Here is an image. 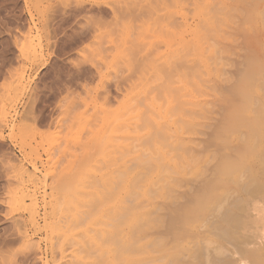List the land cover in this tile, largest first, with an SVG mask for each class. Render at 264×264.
Instances as JSON below:
<instances>
[{
  "label": "rangeland",
  "instance_id": "374dc122",
  "mask_svg": "<svg viewBox=\"0 0 264 264\" xmlns=\"http://www.w3.org/2000/svg\"><path fill=\"white\" fill-rule=\"evenodd\" d=\"M93 223L114 264H264V0H0V264L103 263Z\"/></svg>",
  "mask_w": 264,
  "mask_h": 264
},
{
  "label": "bare ground",
  "instance_id": "6f19581e",
  "mask_svg": "<svg viewBox=\"0 0 264 264\" xmlns=\"http://www.w3.org/2000/svg\"><path fill=\"white\" fill-rule=\"evenodd\" d=\"M203 11H204V10H203ZM204 13H205V12H204ZM202 14H203V12H202ZM206 20H207V19H206ZM204 21H205V20H204ZM206 22H207V21H206ZM164 26H165V25H164ZM194 29H195V28H194ZM150 30H151V29H150ZM151 31H152V30H151ZM151 31H150V32H151ZM183 39H184V38H183ZM196 61H197V60H196ZM143 84H144V83H143ZM145 87H146V86H145ZM144 89H145V88H144ZM145 90H146V89H145ZM142 92L144 93V91H142ZM145 92H146V91H145ZM143 93H142V94H143ZM169 98H170V97H169ZM163 99H164V98H163ZM157 105H158V104H157ZM178 107H179V106H178ZM177 111H178V110H177ZM148 113H149V112H148ZM158 114H159V113H158ZM111 115H112V114H111ZM161 115H162V114H161ZM164 115H165V114H164ZM166 116H167V115H166ZM129 120H131V119H129ZM110 122H111V121H110ZM108 125L110 126V124H108ZM108 125H107V126H108ZM111 126H112V123H111ZM105 128H107V127H105ZM108 131H109V130H108ZM111 131H112V130H111ZM105 132H107V131H105ZM108 136H109V135H108ZM108 136H107V137H108ZM110 136H111V133H110ZM102 137L107 138L106 136H103V135H102ZM102 137H101V139H102ZM109 138H110V137H109ZM103 139H104V138H103ZM110 140H111V139H110ZM107 141H108V143H111V142H112V141L110 142L109 140H107ZM107 141L105 140V142H107ZM100 142H101V141H100ZM101 144H102V143H101ZM106 145H108V144H103V146H106ZM106 147H107V146H106ZM111 164H112V163H111ZM124 175H125V174H124ZM63 178H64V176H63ZM110 178H111V177H110ZM65 179H66V178H65ZM71 179H72V178H71ZM126 179H127V178H126ZM79 180H80V179H79ZM85 180H86V179H85ZM61 181L65 182V184H64V183L62 184ZM61 181H59L60 183L57 182L58 185L61 184V185H64V186H66V187H70V189H71V184H72L71 182H72V181H73V184H72V186H73L72 188H73V189H74L75 187H77V186H74V185H78V183H76V182H78L77 180H75L76 182H75L74 180H71V181H70L69 178H68L69 183L67 182V180L64 181L62 178H61ZM81 181H82V179H81ZM74 182H75V184H74ZM70 183H71V184H70ZM81 183H85V181H84V182H81ZM67 184H68V185L70 184V185L68 186ZM79 184H80V181H79ZM58 185H57V186H58ZM109 185H110V184H109ZM78 186H79V185H78ZM60 187H61V186H60ZM60 187H59V188H60ZM62 187H63V186H62ZM66 187H65V188H66ZM70 189L68 188L69 191H70ZM73 189H71V190L73 191ZM119 189H120V188H119ZM61 190H62V191H63V190H64V191H65V190L67 191V189H64V188H61ZM75 190H76V188H75L74 191H73L74 193L77 192V193L80 194V192H79V191H80V190H79V187H78V191L76 190V192H75ZM62 191H61V192H62ZM69 191H68L67 193H69ZM72 191L70 192V194L72 193L73 195H75ZM58 192H59V191H58ZM77 193H76V195H75L76 197L79 196ZM70 194H69V196H73V195H70ZM60 195H62V194L60 193ZM66 195H67V194H66ZM80 196H81V194H80ZM104 196L107 197V195H104ZM60 197H61V196H60ZM60 197H59V198H60ZM45 198H46V197H45ZM59 198H58L57 201H59ZM62 198H63L64 200L66 199L64 195H63ZM73 198H74V196L71 197V200H70L69 202H67L68 200H65V202H64V200H63V203H65V204H63V208H65L64 205H67L66 207H68L67 209L69 210V207H70L69 203H70V202H71L72 204H73V202L75 203V200L77 201L79 197H78L77 199L75 198V200H74ZM102 198H103V200L105 201V197H102V196H101V199H102ZM69 199H70V198H69ZM81 199H82V198H81ZM73 200H74V201H73ZM79 200H80V199H79ZM103 200H102V201H103ZM106 200H107V199H106ZM57 201H56V199H55V202H57ZM61 201H62V199H61ZM59 202H60V201H59ZM66 202H67V204H66ZM81 202H82V200H81ZM83 202H86V200L84 199ZM83 202H82V204H85V203H83ZM105 202H106V201H105ZM77 203H78V202H76L75 204H77ZM75 204H73V206H74ZM56 205H58V202L56 203ZM56 205H53V209H54V206L56 207L55 210H57V208H58ZM60 205H61V203H60ZM68 205H69V206H68ZM77 205H79V204H77ZM77 205H76V208H77ZM60 207H62V205L59 206V208H60ZM71 207H72V206H71ZM71 207H70V208H71ZM78 207H79V206H78ZM86 207H87V206H86ZM59 208H58V211H56V212H58V213H57L58 216H59V214H60V216H62V217H63V215L65 216V212L67 213V209H66L65 212L63 211L64 213L61 214V211H59ZM74 208H75V207H74ZM94 208H95V207H94ZM111 208H112V207H111ZM61 209H62V208H61ZM79 209H80V208H79ZM62 210H63V209H62ZM71 210H72V209H71ZM77 211H78V210H77ZM56 212L54 211L55 214H56ZM102 213H103V212H102ZM81 214H82V213H81ZM81 214H80V215H81ZM104 214H105V213H104ZM66 215H67V214H66ZM72 215H73V217H76L77 214L75 213V215H74V214H72ZM109 215H110V212H109ZM109 215H108V217H109ZM111 215H112V213H111ZM111 215H110V218H112ZM77 216H78V215H77ZM101 216H102V214H101ZM101 216H100V217H101ZM100 217L97 216V218H100ZM32 218H33V217H32ZM71 218H72V217H71ZM78 218L80 219V216H78ZM97 218L94 219V221H95V220L98 221L99 219H97ZM102 218H103V216L100 218L101 220H99V221H103ZM74 220H75V219L73 218V221H74ZM77 220H78V219H77ZM73 221H72V222H73ZM78 221H80V220H78ZM96 221H95V222H96ZM61 222H62V221H61ZM70 222H71V221H70ZM70 222H69V223H70ZM114 222H115V221H114ZM69 223H68V226H69ZM96 223H97V222H96ZM99 223H100V222H99ZM99 223L96 224V225H95V223H93L96 227H97V226H98V227H97L96 231L94 232L95 234L93 233L94 235H93V236H89L88 238H93V239H94V242H96V241H95V239H96L95 237H97V236L100 237V239L97 238L96 240H97V241H98V240H101V242H100V243H99V242H96L97 244H96V246H95L96 250H97L98 253H99V257L105 259V261H103V263H100V264H114V262H113V260H112V232H110L109 230H107V229L105 228L106 226L102 228V225H100V227H99ZM100 224H101V223H100ZM118 224H120V223H118ZM71 225H72V226H71ZM70 226L73 228V224H72V223L70 224ZM70 226H69V227H70ZM96 227H94V228H96ZM119 227H121V226H119ZM122 227H123V226H122ZM68 229H70V228H68ZM62 230H63V229H62ZM60 231H61V230H60ZM119 232H120V231H119ZM65 233H68V231H67V232L62 231L61 234H63L64 237L66 238L67 234H65ZM117 234H118V237H119V233H118V232H117ZM65 235H66V236H65ZM120 236H121V235H120ZM114 240H115V239H114ZM104 241H105V243H104ZM91 242H92V241H91ZM106 242H107V243H110V245L108 244V245L106 246ZM116 242H117V241H116ZM103 243H104V244H103ZM119 255H120V254H119ZM119 255H118V256H119ZM82 259H83V258H82ZM61 263H62V262H61ZM89 263H90V262H89ZM83 264H85V263H83ZM90 264H91V263H90ZM92 264H93V263H92ZM97 264H98V263H97ZM115 264H116V263H115Z\"/></svg>",
  "mask_w": 264,
  "mask_h": 264
}]
</instances>
